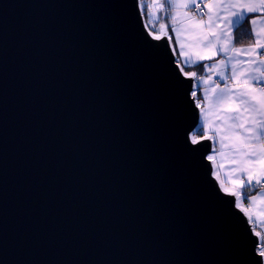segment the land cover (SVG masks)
<instances>
[{
  "label": "water",
  "instance_id": "obj_1",
  "mask_svg": "<svg viewBox=\"0 0 264 264\" xmlns=\"http://www.w3.org/2000/svg\"><path fill=\"white\" fill-rule=\"evenodd\" d=\"M197 81L140 0H0V264H257Z\"/></svg>",
  "mask_w": 264,
  "mask_h": 264
},
{
  "label": "snow or ice",
  "instance_id": "obj_2",
  "mask_svg": "<svg viewBox=\"0 0 264 264\" xmlns=\"http://www.w3.org/2000/svg\"><path fill=\"white\" fill-rule=\"evenodd\" d=\"M149 7L169 13L172 30L181 44V54L186 57L185 63L196 65L197 60H212L217 54L222 57L217 62L198 65L202 70L208 69V76L202 78L205 85L203 102L207 105L200 108L204 125L198 124L197 131H203L200 139L217 138L219 154L223 156L226 150L231 157V173L247 177L246 181L240 182V189L259 186L260 191L251 197V203L254 205L258 199L264 201V25L258 26V21H264V0H165ZM250 14L256 15L250 18ZM246 25H251L246 35L251 36L254 43L237 48L233 42L242 37L234 36L233 31L244 32ZM164 29L162 24L161 31ZM181 37L187 38L189 49L211 51L212 54L196 51V60H193V53L183 51L185 42ZM184 75L195 77L196 73L185 72ZM191 95L195 97L196 91ZM200 103L196 101L197 107ZM209 130L214 133L211 137ZM189 136L191 143L197 145V136L192 133ZM206 158L213 159L211 155ZM215 176L221 180L219 172ZM228 179L237 183L231 180V175ZM224 192L236 200L249 199L247 192L226 187ZM236 206L248 212L241 204ZM257 247V264H264V246L257 242Z\"/></svg>",
  "mask_w": 264,
  "mask_h": 264
},
{
  "label": "crops",
  "instance_id": "obj_3",
  "mask_svg": "<svg viewBox=\"0 0 264 264\" xmlns=\"http://www.w3.org/2000/svg\"><path fill=\"white\" fill-rule=\"evenodd\" d=\"M165 2V1H164ZM204 2H207V0H204ZM162 13H164L166 15V20L168 21V31H169V35L171 36V39L174 43L175 49H176V53H177V59L179 61V63L187 68H192L194 66L198 67V81L197 84H199V90H200V98L199 101L201 102L200 105L202 108H206L207 105L203 102V96H204V88L205 85L202 83V78H206L208 76V69L204 68L203 70L198 66L199 64H211L214 62L219 61L220 59H222V57L217 54L216 56H214L212 58V60H203V61H199L197 60V64L193 65L191 63H185L186 57L183 56L181 54V44L180 42H178L177 37L175 32L172 30V26L170 23V18H169V13L161 10ZM161 14V13H159ZM256 14H250V18L254 17ZM206 19V17H205ZM260 25H264V21H258V26ZM248 29L250 31L251 25H247ZM220 27H223V24L220 25ZM235 30L233 31V35H234ZM181 40H183L185 42V47L183 49L184 52H190L193 53L192 55V59L196 60V56L194 55V53L196 51H202V54L204 55H211V51H203L200 49H189L187 47V38L186 37H181ZM234 46L237 48H246L250 45H252L254 43L253 38L250 36V39L247 43H243V44H236L235 42ZM247 58V57H245ZM212 80L215 81L216 77L213 76ZM204 125V119H203V113H202V118H201V126L203 127ZM203 133V131H201ZM208 134L210 136H213L214 133L209 130ZM215 141V149L214 152L211 153L210 155L213 157V161L215 163V172H219L220 173V177H221V181H223V184L229 188V189H235L238 191H242V192H247V191H251L250 194H248L249 199L248 200H244L245 206L248 209V212L252 218V221L255 225V228L260 232L261 234V238H262V246H264V201L261 200H257L255 202V204L253 205L251 203V197L256 195L259 191L260 188L257 186L256 188H245V189H240V182L241 181H246L247 177L246 176H239L237 177V175L235 173H231V168L233 167V164L231 162V157L227 154V151L225 150V154L223 156H221L219 154L220 152V144L218 142L217 138H214ZM222 166V167H221ZM229 175H231V180L233 181H237V183L233 184L229 179Z\"/></svg>",
  "mask_w": 264,
  "mask_h": 264
},
{
  "label": "trees",
  "instance_id": "obj_4",
  "mask_svg": "<svg viewBox=\"0 0 264 264\" xmlns=\"http://www.w3.org/2000/svg\"><path fill=\"white\" fill-rule=\"evenodd\" d=\"M141 4H142V7L145 8V11H144V12H145V16H146L147 24H148L149 28H150L153 32H157L161 24H165L166 27H167V29H168V21L166 20V15H165V14H163V13L160 11L161 14H159L158 19H155V20H151V21H149V20H148V17H147V16H148L147 12H148V9H149V8H148V0H145V2L141 1ZM247 31H249L247 25L245 26V30H244V32H236V31H235V32H234V36H241L242 38H241V39H238V40H234V42H235L236 44L247 43V42L249 41V39H250V36L246 35V32H247ZM172 42H173V41H172ZM173 45H174V43H173ZM174 47H175V46H174ZM175 51H176V49H175ZM183 69H184L185 71H196V72H198V67H197V66H194V67H192V68H187V67H184V66H183ZM197 95H198V98H200V90H199V87L197 88ZM200 133H202V132H201V131H198L196 134H200ZM250 193H251V191H247V195L250 194Z\"/></svg>",
  "mask_w": 264,
  "mask_h": 264
},
{
  "label": "rangeland",
  "instance_id": "obj_5",
  "mask_svg": "<svg viewBox=\"0 0 264 264\" xmlns=\"http://www.w3.org/2000/svg\"><path fill=\"white\" fill-rule=\"evenodd\" d=\"M141 1H143V2H145V0H140V3H141ZM165 0H148V12H147V14H148V20L149 21H151V20H155V19H158V16H159V13H160V11L161 10H157L155 7H152V8H150L149 7V5H154V4H156V3H162V2H164ZM141 7H142V4H141ZM142 11H143V14H144V17H145V20H146V16H145V8L144 7H142ZM164 14V13H163ZM146 23H147V21H146ZM148 25V24H147ZM162 25V24H161ZM163 25H165V24H163ZM166 26V25H165ZM149 27V26H148ZM150 29V28H149ZM151 30V29H150ZM198 132V131H197ZM196 132V133H197ZM195 133V135H198V134H196ZM223 186L224 187H226L224 184H223ZM227 188V187H226ZM229 189V188H228ZM232 190H235V189H232ZM240 203H241V205L244 207V208H246V206H245V203H244V200L243 199H240Z\"/></svg>",
  "mask_w": 264,
  "mask_h": 264
},
{
  "label": "built area",
  "instance_id": "obj_6",
  "mask_svg": "<svg viewBox=\"0 0 264 264\" xmlns=\"http://www.w3.org/2000/svg\"><path fill=\"white\" fill-rule=\"evenodd\" d=\"M202 7H203V3H202ZM205 11H206V9H205ZM259 187V186H258Z\"/></svg>",
  "mask_w": 264,
  "mask_h": 264
}]
</instances>
